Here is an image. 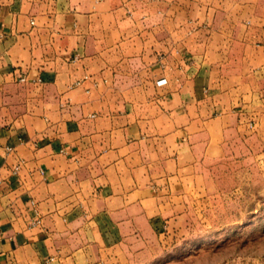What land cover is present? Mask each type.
<instances>
[{"label":"crops","instance_id":"0c3cea01","mask_svg":"<svg viewBox=\"0 0 264 264\" xmlns=\"http://www.w3.org/2000/svg\"><path fill=\"white\" fill-rule=\"evenodd\" d=\"M242 152L264 0H0V264H149Z\"/></svg>","mask_w":264,"mask_h":264},{"label":"rangeland","instance_id":"374dc122","mask_svg":"<svg viewBox=\"0 0 264 264\" xmlns=\"http://www.w3.org/2000/svg\"><path fill=\"white\" fill-rule=\"evenodd\" d=\"M149 264H264V156L223 163L212 204Z\"/></svg>","mask_w":264,"mask_h":264},{"label":"built area","instance_id":"2783aa9c","mask_svg":"<svg viewBox=\"0 0 264 264\" xmlns=\"http://www.w3.org/2000/svg\"><path fill=\"white\" fill-rule=\"evenodd\" d=\"M89 78H90L89 76L85 75V76H83L82 79H79V80L75 81L74 84L76 86H80V85H82L83 82H85ZM20 80L21 81H24V78H21ZM91 82H92V85L93 86H96L97 85V82L96 81H91ZM157 83H159V84L165 83V79L164 78H160V79L157 80ZM85 91L88 92L89 89H86ZM249 127H252V123H249ZM18 170H19V164L13 167V173H17Z\"/></svg>","mask_w":264,"mask_h":264}]
</instances>
